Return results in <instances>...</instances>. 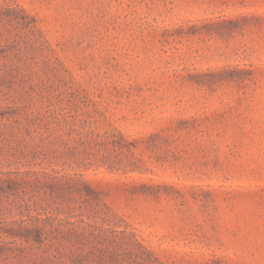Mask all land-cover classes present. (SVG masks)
Masks as SVG:
<instances>
[{
    "label": "rangeland",
    "instance_id": "1",
    "mask_svg": "<svg viewBox=\"0 0 264 264\" xmlns=\"http://www.w3.org/2000/svg\"><path fill=\"white\" fill-rule=\"evenodd\" d=\"M0 264H264V0H0Z\"/></svg>",
    "mask_w": 264,
    "mask_h": 264
}]
</instances>
